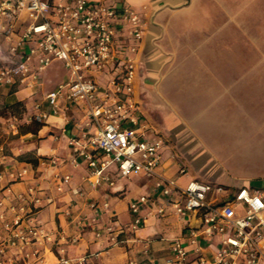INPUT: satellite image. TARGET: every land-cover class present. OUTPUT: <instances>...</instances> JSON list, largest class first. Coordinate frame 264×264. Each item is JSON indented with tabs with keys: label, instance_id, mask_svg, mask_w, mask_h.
I'll list each match as a JSON object with an SVG mask.
<instances>
[{
	"label": "crops",
	"instance_id": "1",
	"mask_svg": "<svg viewBox=\"0 0 264 264\" xmlns=\"http://www.w3.org/2000/svg\"><path fill=\"white\" fill-rule=\"evenodd\" d=\"M92 1L116 10H134L146 19L134 97L147 136L157 135L163 141L158 172L185 183L196 175L178 176L180 166L186 169L190 164L197 173L205 169L211 174V166L219 162L229 171L264 177V0ZM15 42L13 35L9 42L1 40V46L6 50ZM166 52H171L173 65L161 68ZM46 68L32 86L0 85V212L4 216L0 243L11 234L6 226L12 224L17 208H33L27 197L33 188L42 206L33 208L31 222L41 226L49 240L23 251L37 249L45 264H56L60 257L74 262L83 259L79 264H163L172 240L187 236L188 217L180 219L168 211L159 215L157 209L164 198L155 190L154 179L140 173L121 176L111 165L106 171L111 185L90 184L86 162L69 144L70 137L79 132L75 124L81 118L80 109L60 98L53 112L45 101V95L64 82L67 73L64 70V76L46 79ZM164 72L171 75V82H157L156 88L163 101L171 100L173 111L161 112V124L155 126L149 121L152 104L147 98L140 99L137 89L146 79ZM108 78L96 74L101 86ZM215 107H220L215 122L224 131L221 147L225 155L218 160L184 115L187 112L195 123L204 109ZM19 108L26 109L22 117ZM42 113L47 116L34 117ZM166 136L178 139L177 147L167 145ZM231 140L235 151L225 149ZM228 153L236 159L229 162ZM51 158L56 159L54 164ZM22 170L26 174L18 177ZM64 176H69L67 183H62ZM59 185L62 191H57ZM19 194L24 195L21 201ZM141 196L145 201L133 213L130 204ZM135 217L141 222L133 226ZM25 225L23 221L22 228ZM208 243L201 240L205 247ZM16 254L15 248L0 252V264H24Z\"/></svg>",
	"mask_w": 264,
	"mask_h": 264
},
{
	"label": "built area",
	"instance_id": "2",
	"mask_svg": "<svg viewBox=\"0 0 264 264\" xmlns=\"http://www.w3.org/2000/svg\"><path fill=\"white\" fill-rule=\"evenodd\" d=\"M146 25L143 15L134 10H116L92 0H0V85L32 86L38 73L52 62L61 63L67 79L50 90L45 101L53 112L60 98L80 109L82 115L75 124L79 132L70 137L69 144L86 162L90 184L111 185L106 175L111 165L121 176L140 173L154 179L155 190L164 198L157 209L159 215L168 211L180 219L188 217L187 236L172 240L163 264H264V188L213 186L196 178L180 183L178 178L158 172L163 141L157 135L147 136L134 97ZM13 35L16 42L4 50L1 40L9 42ZM99 73L109 75L102 86L96 79ZM46 116L34 117L40 120ZM55 161L50 159L53 164ZM177 173L181 177L187 171L180 167ZM25 174L22 170L18 177ZM68 179L64 176L62 183ZM61 187L57 186V191H62ZM223 190L231 193L218 195ZM27 197L34 209L42 206L35 189L29 188ZM17 199L23 200L24 195ZM143 201L141 196L131 202V211L136 213ZM33 208H17L12 224L6 226L11 234L0 243V252L15 248L24 264H45L37 249L23 251L49 240L41 226L32 224ZM3 218L0 212V220ZM23 221L26 225L22 228ZM140 222L135 217L132 224ZM201 240L210 243L205 247ZM80 261L83 259L74 262L60 257L56 264Z\"/></svg>",
	"mask_w": 264,
	"mask_h": 264
},
{
	"label": "rangeland",
	"instance_id": "3",
	"mask_svg": "<svg viewBox=\"0 0 264 264\" xmlns=\"http://www.w3.org/2000/svg\"><path fill=\"white\" fill-rule=\"evenodd\" d=\"M165 55H166V58L160 60L161 64L159 66H161V68L171 67L173 65V60L171 58V52H166ZM64 74H65L64 69L60 66V64L58 62H52L46 68L44 72V77H46V79L47 78L57 79L58 77L64 76ZM163 80H169V82H171V75L170 74L167 75L165 74V72L164 74H158L157 76H155L154 79H146L145 83L143 82L141 84L142 88L137 89L138 97L140 99L147 98L152 104V107H150V110H149V114L151 115L149 116V121H150V124H153L155 126L161 124V119H162L161 112L164 111L167 113H171L173 111L171 100L163 101L162 96L160 95L161 91H158L156 88L157 82L161 83ZM171 93L172 92L170 90L169 94ZM169 99H171V97H169ZM157 103L158 105L156 106ZM157 109H159L160 111H158ZM183 109L184 111H186L187 107L184 106ZM25 110H26L25 108L18 109L17 113H19L20 117H22L23 111L25 112ZM216 111H220V107L204 109L203 112L200 113L201 115L198 116L199 120L196 121L195 123L190 122L191 118L187 112L184 115H185V121L187 122L188 126H190L196 132V134L202 140L203 144H205V146L210 151V154L214 158L217 157V160H218L225 154H223L222 147H221L224 131L220 128L219 124L215 122L217 119L216 117H219V114H216ZM187 124H185V128L187 127ZM177 141L178 139L175 140L173 136H168V137L166 136L165 143L169 145L170 147H172V145H176L175 147H177L178 145L176 144ZM229 144L230 145L225 144V147H227L225 149L229 150V148L232 147V149L235 151L236 146L234 145L232 140ZM233 153H228V155H226V156H229V162L230 160L234 161L236 159V155H234ZM186 169H187L186 174L196 175V179L212 184L213 186L221 185L224 187H231V186H235V182L237 183V182H243V181H250L251 185H253L254 187L264 188V177H261V178L252 177L250 175L251 174L250 171H243V172H238L234 170L229 171L227 169H224L219 162H217L214 166H211L210 171L213 174L208 173L205 169H201L197 173L194 171L193 167L190 164H187ZM228 180H232V181L230 182ZM230 193L231 191L223 190L218 195L228 196Z\"/></svg>",
	"mask_w": 264,
	"mask_h": 264
}]
</instances>
